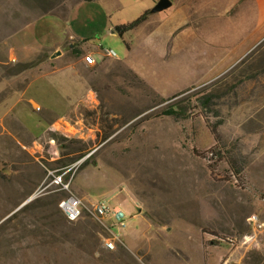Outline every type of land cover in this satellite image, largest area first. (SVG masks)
I'll return each mask as SVG.
<instances>
[{"label": "rangeland", "instance_id": "rangeland-1", "mask_svg": "<svg viewBox=\"0 0 264 264\" xmlns=\"http://www.w3.org/2000/svg\"><path fill=\"white\" fill-rule=\"evenodd\" d=\"M159 1L0 0V60L9 42L20 61L56 43L70 57L75 42L94 56L117 54L79 76L62 66L32 78L28 97L41 107L27 99L11 115L23 106L34 137L50 125L45 105L72 110L39 143L22 147L31 140L13 119L0 125V264H264V45L221 74L211 61L237 38L197 37L190 8L178 9L189 0L153 13ZM70 86L77 93L64 103L49 96ZM170 106L182 115H164ZM67 169L73 194L109 199L126 213L123 231L106 222L120 233L115 250L104 247L110 233L102 225L70 223L59 209L69 193L53 176Z\"/></svg>", "mask_w": 264, "mask_h": 264}, {"label": "crops", "instance_id": "crops-1", "mask_svg": "<svg viewBox=\"0 0 264 264\" xmlns=\"http://www.w3.org/2000/svg\"><path fill=\"white\" fill-rule=\"evenodd\" d=\"M189 2L190 6L180 4L178 9L184 10L186 8V11H188L190 8V12L193 14L192 16L195 20V23L193 21L194 28L192 32L195 29L194 34L197 37H213L220 31H223L220 36H225L229 33V36L237 38V41L234 40L237 42V45L232 51L230 50L229 52L227 50L222 58L211 61V68L221 69V74L234 68L236 65H238V67L247 65L248 59H250L254 53H257L262 45H264V0H228V2L223 3L218 8L209 7L210 3L208 2H210V0H189ZM204 2H207V4L204 5ZM39 20H41V18ZM183 24L184 23L181 24L182 30L185 26ZM24 31H26V28L16 33L11 38V41ZM8 44V54L2 56L4 60H0V65L11 66L13 65L12 63H16V65H14L15 67L27 66L28 69L19 71L10 77H2L0 73V108L2 106L6 107L4 111H0V114H2L0 115V125H3L8 119H13L24 136L31 140L29 145H22L20 141H17L18 144L26 148L31 146V144L39 143L48 133H54L56 131V123L64 120V118L72 112L70 109L66 113H62L65 110L63 106L45 105V109L43 108L42 110L49 116L50 125L39 137H34L28 127L24 125V112L26 111L23 106L21 107L22 112H19L20 117L11 115V112L13 113L14 109L22 105L23 102H26L27 99L28 102L31 103L33 109L38 110L41 107L39 104L40 101H38L35 95L31 94V96L28 97V92L33 83L32 78L35 77L40 79L46 78L49 75H56L58 68L62 66L73 67L79 76L80 71L86 65L84 62V53L89 52L93 54V52L91 50H84L81 43L75 42V44L70 47L73 55L70 57L68 53L64 51V46L61 43H56L54 47L49 48L45 46L40 51L26 54L22 58V61H20L15 56V51L11 48L10 42ZM57 51H61L62 55L53 58ZM97 54L98 56L95 55V57L98 62L103 59L104 53L99 54L98 52ZM41 55H47V58H45L40 65L33 64ZM26 76L28 79L25 80L26 82H24L23 86L19 87L17 84H20L21 78H25ZM79 81L83 82L79 90V96L82 100L86 95V82H84V80ZM72 90L73 86H70L68 89H64V92L60 91L58 97L55 96L56 90H53L50 92L49 96L61 99L59 102L64 103L66 99H69ZM73 91L77 93L75 89ZM9 104H11L12 107L7 109Z\"/></svg>", "mask_w": 264, "mask_h": 264}, {"label": "built area", "instance_id": "built-area-1", "mask_svg": "<svg viewBox=\"0 0 264 264\" xmlns=\"http://www.w3.org/2000/svg\"><path fill=\"white\" fill-rule=\"evenodd\" d=\"M104 57L109 59H117V54L113 50H106ZM87 66H96L97 60L93 54L84 57ZM71 170L67 169L63 173L54 177L53 184L58 186L59 190L68 192V196L59 203V209L70 223L79 222L88 218L97 224L102 225L110 235L103 239V245L108 250H115L117 243L120 242V233H114L107 228L106 222L110 221L118 231H123L127 227V215L120 206H112L111 200L101 199L97 202H87L70 191L72 178L65 180V176Z\"/></svg>", "mask_w": 264, "mask_h": 264}, {"label": "trees", "instance_id": "trees-1", "mask_svg": "<svg viewBox=\"0 0 264 264\" xmlns=\"http://www.w3.org/2000/svg\"><path fill=\"white\" fill-rule=\"evenodd\" d=\"M85 1H94V0H85ZM147 19V17H143L141 19H139L138 21L128 25V26H123V27H118L115 29V32L118 33L119 35H124L125 33L137 28L143 21H145ZM20 67V66H19ZM12 66H5V65H0V73H5L4 76L5 77H10L13 76L14 74H16L19 71H25L27 68V66H25L24 68L22 67L21 69H17L15 72L11 71ZM15 69V68H14ZM177 96L173 97L172 99H175ZM209 98V96L207 97V99ZM164 115L167 116H181L182 112L177 110L174 106H170L167 110L164 111ZM41 199V198H39ZM39 199L35 200L34 203H39ZM44 206V205H43ZM42 207V206H41ZM45 207V206H44ZM42 207V209L44 208Z\"/></svg>", "mask_w": 264, "mask_h": 264}, {"label": "water", "instance_id": "water-1", "mask_svg": "<svg viewBox=\"0 0 264 264\" xmlns=\"http://www.w3.org/2000/svg\"><path fill=\"white\" fill-rule=\"evenodd\" d=\"M172 6V2L171 0H160L158 2V4H156L155 8L153 9V13H156V12H160V11H163V10H166L168 8H170ZM62 55V52L61 51H57L53 58L55 57H59ZM33 199V198H32ZM31 200H29L28 202H30ZM26 202V203H28Z\"/></svg>", "mask_w": 264, "mask_h": 264}]
</instances>
